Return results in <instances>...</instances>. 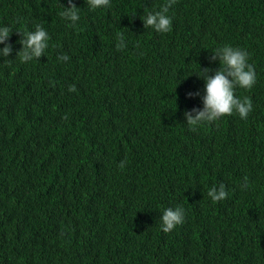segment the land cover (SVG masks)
<instances>
[{"label": "trees", "instance_id": "trees-1", "mask_svg": "<svg viewBox=\"0 0 264 264\" xmlns=\"http://www.w3.org/2000/svg\"><path fill=\"white\" fill-rule=\"evenodd\" d=\"M166 2L73 0L70 27L68 0H0V264H264V0H176L172 31L145 28ZM37 24L49 47L22 63ZM224 45L249 53L257 82L235 94L253 110L192 131L197 76ZM176 207L185 221L164 233Z\"/></svg>", "mask_w": 264, "mask_h": 264}, {"label": "clouds", "instance_id": "clouds-1", "mask_svg": "<svg viewBox=\"0 0 264 264\" xmlns=\"http://www.w3.org/2000/svg\"><path fill=\"white\" fill-rule=\"evenodd\" d=\"M90 9H100L110 7V0H86ZM176 3V0H167L159 11L148 12L145 16L144 27L152 28L158 33H168L172 31V19L167 15L169 9ZM68 7H64V11L60 15L70 21V27H75L80 20L79 8L73 3V0H68ZM12 31L9 27H0V44L5 45L0 49V56L7 58L12 53V45L7 43L10 39ZM20 41L22 50L17 53L22 63L40 59L45 50L49 47L50 36L41 24L35 26V31L26 32ZM119 43L118 50L126 47L125 37L123 33H118ZM70 57L67 54H62L58 60L67 62ZM218 60L220 68L212 75L211 69H200L197 76L205 81V95L203 96V109H192L191 112H185V118L190 130L195 131L197 127L204 123H213L224 116H231L234 113L238 114L241 119H247L253 110L252 100L250 97L243 99L237 98L235 89L237 87L251 90L256 84V73L252 64L249 63V53L240 48H234L230 45H224L214 50L211 55V61ZM75 85L69 86V92H75ZM199 95V93L189 96ZM195 113V115H193ZM67 119V116L64 117ZM127 161H121L118 165L121 169L126 166ZM244 188L248 187V178H244ZM207 196L213 203H218L228 197L226 186L221 183L219 187H211ZM185 221V210L183 207L175 209H166L161 216V230L164 233H170L177 226H180Z\"/></svg>", "mask_w": 264, "mask_h": 264}, {"label": "rangeland", "instance_id": "rangeland-1", "mask_svg": "<svg viewBox=\"0 0 264 264\" xmlns=\"http://www.w3.org/2000/svg\"><path fill=\"white\" fill-rule=\"evenodd\" d=\"M154 10H155V8H152V10L150 11V12H154ZM160 9H157V11H159ZM148 12V11H147ZM167 15L170 17V18H172V16L171 15H169L168 13H167Z\"/></svg>", "mask_w": 264, "mask_h": 264}]
</instances>
